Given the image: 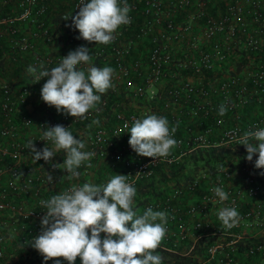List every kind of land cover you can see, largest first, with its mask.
Here are the masks:
<instances>
[{"label": "built area", "instance_id": "2783aa9c", "mask_svg": "<svg viewBox=\"0 0 264 264\" xmlns=\"http://www.w3.org/2000/svg\"><path fill=\"white\" fill-rule=\"evenodd\" d=\"M12 1L17 3L18 11L6 12V5ZM49 1H0V54L4 56V61L19 63L25 59L27 67L31 65L39 68L43 63L45 68L51 69L58 66L63 56L70 51L86 46L90 50L91 66L112 67L114 85L123 86L125 94L134 101L147 97L149 90L152 91V85L165 77L172 64L175 69L186 67L193 72L225 66L236 39L241 38L251 50L262 51L263 56L253 69L246 72L245 79L231 70H224L227 76L216 85V79H207V87H196L192 81L185 79L178 86L168 89L161 108L131 106L132 109L123 110L121 107H113V124L107 125L102 121L96 125L91 122V127L81 126L79 118L58 112L54 106L50 107L45 102L40 118L35 122L34 117L25 111L23 104L38 88V82L35 83L32 77L23 81L16 90L11 82L1 81L0 259L3 260L7 257V243L12 233L23 231V242L33 241L41 233V219L46 214V209L40 203L42 200L70 190L73 185L82 186L79 182H73L60 187L54 194L48 193L49 174H54L57 180L68 174L62 168L53 167L55 164H63L66 154L61 151L51 162L43 159L38 162L33 159L31 149L25 148L29 140H33L39 150L45 146L51 147V141L41 139L48 126L60 124L68 128L76 138L85 143L84 151L95 153L90 161L107 159L113 164L120 159L125 167L127 182L133 186L149 176L155 165L178 161L185 154L215 144L238 145L246 131L264 128V115L244 117L241 110L250 91L264 94V0H216L222 3L214 11L205 10L212 0H199V11L196 14L203 16V25L196 32L189 30L187 22L170 17L172 11L189 5L192 0H127L131 8V22L120 26L115 33V40L108 45L78 38L79 30L69 26L72 19H63L64 16L75 15L79 11L81 0H69L68 6L58 12L57 25L64 27L65 32L52 30L48 23ZM251 23L254 26H250ZM155 25H159V29L153 31L146 53L131 57L133 41L152 31ZM6 30L11 34L9 44L4 40ZM39 39L50 42L59 40L67 46L64 49L41 51L36 46ZM26 54H30V60L25 58ZM176 55L179 58L176 59ZM89 66L82 65L85 70ZM47 79L48 77L42 78L38 86L42 88ZM114 89L115 87L101 95L98 110L107 104L109 93H113ZM192 94L206 97L220 94L219 102H210V108L216 105L219 112L220 105L226 104L227 110L232 111L234 120L229 124L224 123V116L217 118V125L222 127L217 141L210 137L213 126L207 125L187 136L175 132L173 138L178 144L175 151L166 158L143 157L133 151L129 144L131 134L127 132L125 124L130 128L136 119L150 114L165 117L174 104L190 98ZM32 124L35 125V130H29ZM169 127H173L170 122ZM22 130L29 132L25 140L19 138ZM85 167L86 165H82L78 169L80 174ZM239 168L242 175L237 184L229 181L232 169L225 165L214 174L197 173L145 202L146 210L151 207L154 211H165L168 216L167 233L159 248L179 257L192 255L197 259L195 262L162 259V264H264V197H259L264 183V175H261L264 169L254 171L247 163ZM201 178L205 183L197 198L192 203L183 205L181 197L195 191ZM109 180L105 179L100 184H106ZM218 186L228 193L227 201L221 202L215 195L213 189ZM216 206L219 210L226 206L235 207L241 216L240 223L226 229L218 215L210 222L205 216ZM243 226L259 227L260 235L245 236L238 231ZM205 229H209L206 234L209 238L202 243ZM104 236L102 233V237ZM246 238L257 240L240 245V240ZM56 259H60L62 264H69L63 257L36 264H55ZM75 264H82L79 257Z\"/></svg>", "mask_w": 264, "mask_h": 264}, {"label": "clouds", "instance_id": "9594fccd", "mask_svg": "<svg viewBox=\"0 0 264 264\" xmlns=\"http://www.w3.org/2000/svg\"><path fill=\"white\" fill-rule=\"evenodd\" d=\"M78 9L75 15H66L63 19H72L69 26L79 30L78 38L96 44L112 43L117 29L131 22L127 0H81ZM82 65L90 66L85 70ZM27 72L35 83L48 77L41 89L45 103L79 119H87L90 110H98L101 95L115 87L114 69L91 66V54L86 46L70 51L58 66L48 69L43 63L39 68L30 65ZM226 112V104H221L219 115L224 116ZM99 123V119L92 121V124ZM124 127L131 134V148L143 157L166 158L178 144L173 138L177 127L170 128L163 116L146 115L136 119L130 128L127 124ZM41 139L51 141L52 146L39 150L33 140L25 144L35 161L51 162L56 153L63 151L66 154L63 164L53 167L66 170L69 179L80 176L78 169L82 165L92 166L90 159L95 153L84 151L85 143L65 126H48ZM237 144L246 146L248 161L258 153L255 167L264 169V128L246 131ZM48 181H53L50 174ZM213 191L221 202L229 199L222 187H215ZM136 193V188L127 182V175L117 174L106 184L73 185L70 190L42 200L46 214L41 219V233L31 241L32 247L45 262L63 257L69 264H75L79 257L82 264H162L163 258L157 249L167 233V213L149 207L138 214L134 210ZM218 218L226 229L236 227L241 220L238 210L230 206L220 209ZM55 264L62 261L56 259Z\"/></svg>", "mask_w": 264, "mask_h": 264}, {"label": "crops", "instance_id": "0c3cea01", "mask_svg": "<svg viewBox=\"0 0 264 264\" xmlns=\"http://www.w3.org/2000/svg\"><path fill=\"white\" fill-rule=\"evenodd\" d=\"M2 1V0H0ZM199 0H192V2L187 5L183 6L179 9H176L171 12L170 17L172 19H175L176 21H181V22H187L189 26V30L192 32H196L199 29H201L203 25V16L202 15H197L196 12L199 11ZM222 1H216L212 0L210 3H208L205 7L206 11H214L217 8H219L220 4ZM69 4V0H50L48 2L49 5V11H48V23L52 30L59 31L60 33L65 32L64 27L57 25L58 23V12L63 9L64 7H67ZM6 12H17L18 11V5L16 2L12 1L9 4L6 5ZM250 26H254L253 23L250 24ZM159 29V25H155L152 28V31L149 33L144 34L141 36L139 39H136L133 41V52L132 56L138 55V54H145L147 49L149 48L150 45V39L152 37L153 31H157ZM5 42L7 44L11 43V34L6 30L5 31ZM36 46L38 50L41 51H47V50H52V49H58L62 48L64 49L66 45L65 42L60 43L59 40L57 41H44V40H37L36 41ZM30 55V54H29ZM29 55H25V58L27 60L29 59ZM263 56V52L260 50H251V48L246 44L245 41H243L241 38L236 39L233 41V45L230 50V55L227 58L226 64L223 67L225 70H235L238 72L242 78H246V72L249 69H253L256 66V63L258 62L259 59ZM176 59L179 58V56H175ZM27 61L24 59V61H21L19 63H11L7 62L4 60L0 61V82L1 81H9L11 82L15 89L17 90L19 88V85L25 81V80H30L32 78L31 74L27 72V66H26ZM173 72L176 74H170L167 72L165 77H163L161 80L156 81L152 87L151 90L148 92L147 97H143L139 101H134L131 99L127 94H125V91L123 89V86L120 84H117L115 86L114 92L109 93V98L107 102V106L111 104L110 102V97L111 95L115 96L114 99H117L118 102L115 104H111V115L112 114V108H123V110H130L132 107L136 108L137 106L139 107H146V106H152L156 107L157 106V98H159L160 93L158 92L159 89L163 87V84L168 81L170 77H174L173 80H171L172 84L174 86L179 85L182 83L183 80L188 79L192 81L195 85L203 83L202 80L206 78L205 73L203 72H193L190 71L188 68H180L178 67L175 69L173 67ZM227 76L226 72H223L222 74L218 76H209L208 79H223ZM38 85L39 82L37 83ZM37 85V89H35V92L28 98V100L23 104V108L25 111H27L29 114H31L34 117L35 122L40 118L43 106H44V101L41 98V87ZM157 97V98H154ZM221 99L220 94H213L210 97H206L203 95H198V94H192L190 98L183 99L179 101L178 103L174 104L171 107V114L179 115L182 118V124H177L173 125L177 127V133L182 136H187L190 133L196 132L198 130H201L203 128V125L207 126L210 122V120H207L209 117L214 119L215 117H219V112L217 110H213L211 114H209L207 111L210 108V102L213 104H216L219 102ZM156 104V105H155ZM263 104L262 109H257L259 105ZM99 105V104H98ZM132 106V107H131ZM209 106V107H208ZM243 107V112L242 114L244 117H253L257 115H264V94H260L256 92L255 90H252L249 92L247 96V101L242 105ZM98 107V106H97ZM208 107V108H207ZM106 109V107H102L100 110H90V112L87 114V119H80L79 124L83 127L86 125H89L94 119H99L100 122H105L107 125H111L114 123L115 119H109L107 116L103 114V112ZM226 119H224V123L229 124L233 122V115L230 113H226L224 115ZM210 124V123H209ZM204 126V127H205ZM213 126V130L211 131L210 137L213 141H217L219 132L221 130V125H217V123ZM34 128L35 125H31V129L29 130H35ZM29 132L27 130H22L19 134V138L22 140H25L28 137ZM224 145V146H223ZM220 144V145H211L209 147H204L200 148L203 150L206 149H211V148H219V147H227L231 152L234 151L233 153H237L236 151V145L235 144H230V145H225V144ZM199 150V149H197ZM195 150V152L197 151ZM134 151V150H133ZM175 148L171 151L174 152ZM133 153V152H132ZM131 153V154H132ZM193 153V152H191ZM58 153L53 157L54 159L58 157ZM190 155V153H189ZM185 157V156H183ZM181 157L180 159H183ZM52 158V159H53ZM258 159L256 157L253 162L247 163L249 168H251L254 171H257L255 167V161ZM39 162V161H38ZM91 167H85V170L82 171L80 176L78 178H72L69 179L68 174H64L63 177L59 180L56 179L54 174H50L53 177V181L49 182V189L48 193L49 194H54L56 191L69 183L73 182H79L81 185L84 183H92L99 185L103 180L105 179H111L113 176L117 174H124L125 175V167L123 166V163L120 159H117V161L113 164L110 163L107 159H93L90 161ZM161 164V163H160ZM56 173V172H55ZM198 173L202 174H208V171L206 169H201ZM210 174V173H209ZM241 175L242 171L240 168H232V174L231 178L229 181L233 184H237L241 180ZM210 176V175H209ZM143 179V178H142ZM204 179L201 178L200 186H204ZM139 182V181H138ZM168 190V189H167ZM166 191V190H165ZM198 191H193L191 193H187L181 197V203L183 205H187L192 203L198 196ZM260 198L264 197V183L261 188V193L259 195ZM219 208L216 206L212 208V210L207 214L205 217L212 222L218 215ZM199 216V214H197ZM261 229L257 226H243L238 229L239 232L244 233L245 236H258L260 235ZM204 237H202L201 241L202 243L205 242L207 237L206 234L209 233V229L204 230ZM11 241L9 239L7 243V257L4 259V262H10L14 259H17L19 256L15 251L11 250Z\"/></svg>", "mask_w": 264, "mask_h": 264}, {"label": "trees", "instance_id": "16d2710c", "mask_svg": "<svg viewBox=\"0 0 264 264\" xmlns=\"http://www.w3.org/2000/svg\"><path fill=\"white\" fill-rule=\"evenodd\" d=\"M4 60V56L0 54V61ZM173 67L175 66L172 64L170 68H168V72L171 74L173 73ZM224 67V66H223ZM223 67L215 69V70H205L203 73H205L206 78L202 80L203 83L195 85L196 87H207L209 84L206 80L209 78V76H218L223 73L225 70ZM191 71V70H190ZM236 72L235 70H231ZM176 75V74H175ZM175 76L170 77L168 81H166L165 84H163V87L158 90L160 93L159 98H157V106L155 108H161L164 101V95L167 93L168 89L170 87H173L171 80L174 79ZM220 79H216L214 81L215 85ZM178 86V85H176ZM115 96L111 95L110 102L115 104L118 102L117 99H114ZM111 103V104H112ZM111 104L108 106L105 105L106 109L103 112L105 116H107L109 119H114L113 115H111ZM156 105V104H155ZM209 107V106H208ZM207 107V108H208ZM243 106H241V110L243 111ZM240 108V107H239ZM217 110L216 105L212 109H208V113L211 114L213 110ZM218 112V110H217ZM232 114L231 110H227L226 113ZM165 117L167 120L173 124H182V118L179 115L171 114H165ZM223 117V116H222ZM217 118L214 119L208 118L207 120H210V124L206 125H215L217 123ZM223 119H226V117H223ZM234 120V118H233ZM205 125H203L204 127ZM206 127V126H205ZM254 142V141H252ZM224 146V145H223ZM236 151L237 153H233L234 151H230L227 147H219V148H211V149H199L196 152L193 151V153L185 154L183 156V159H179L178 161H174L172 163H161L158 165H155L153 167L152 173L141 179L137 184L134 186L137 190L136 196L134 197L135 201V209L138 214H142L146 209L144 207V204L148 200H152L153 198H156L158 195H162L163 192L171 187H174L176 185H179L183 182H185L187 179H190L193 175L197 174L201 169H206L208 173L214 174L218 168L229 165L230 168H239L242 164L253 162L256 157H258V153L253 155V160L248 161L247 160V148L243 144L236 145ZM124 166V165H123ZM200 185V184H199ZM202 186L196 188L195 191L200 192ZM17 232V231H16ZM22 232L19 233H12L10 237L11 244V250L15 251L18 254V258L14 259L10 262H4L3 259H0V264H36L40 262H44L43 256L39 253L38 250H36L34 247H32L31 241L27 240V242H23V239L21 237ZM91 233L89 232V235ZM28 237V235H26ZM102 236V234H101ZM257 239L255 238H246L245 240H240V245H245L249 243L255 242ZM8 253V251H7ZM157 253L162 256L163 259H173L174 261H193L195 262L197 259L193 257L192 255L189 257H179L175 255L174 253H170L166 251L165 249L158 248Z\"/></svg>", "mask_w": 264, "mask_h": 264}, {"label": "rangeland", "instance_id": "374dc122", "mask_svg": "<svg viewBox=\"0 0 264 264\" xmlns=\"http://www.w3.org/2000/svg\"><path fill=\"white\" fill-rule=\"evenodd\" d=\"M263 104L259 105L257 109H262Z\"/></svg>", "mask_w": 264, "mask_h": 264}]
</instances>
